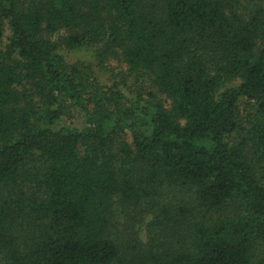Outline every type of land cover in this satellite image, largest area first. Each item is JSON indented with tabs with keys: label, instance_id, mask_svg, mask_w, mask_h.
<instances>
[{
	"label": "trees",
	"instance_id": "16d2710c",
	"mask_svg": "<svg viewBox=\"0 0 264 264\" xmlns=\"http://www.w3.org/2000/svg\"><path fill=\"white\" fill-rule=\"evenodd\" d=\"M0 264H264V0H0Z\"/></svg>",
	"mask_w": 264,
	"mask_h": 264
},
{
	"label": "rangeland",
	"instance_id": "374dc122",
	"mask_svg": "<svg viewBox=\"0 0 264 264\" xmlns=\"http://www.w3.org/2000/svg\"><path fill=\"white\" fill-rule=\"evenodd\" d=\"M98 47H79V48H65L60 47L59 53L64 57L66 63H74L81 68H88L91 70L93 79L96 80L98 85L106 86L110 85L114 81H118L122 85V77H126V66L121 61L119 55H111L105 59H101L97 55ZM127 83L130 87L133 86L131 78H127ZM237 82H233L232 86ZM121 88L127 92L128 89L121 86ZM242 107H240V110ZM63 121L67 124H72L77 127L83 125V117L73 107L67 106L63 115ZM128 221L134 223L135 227L139 231V236L145 241L144 226L147 220L150 219L149 215H144L140 210L136 212H130Z\"/></svg>",
	"mask_w": 264,
	"mask_h": 264
}]
</instances>
